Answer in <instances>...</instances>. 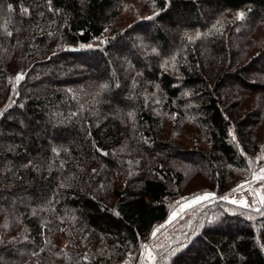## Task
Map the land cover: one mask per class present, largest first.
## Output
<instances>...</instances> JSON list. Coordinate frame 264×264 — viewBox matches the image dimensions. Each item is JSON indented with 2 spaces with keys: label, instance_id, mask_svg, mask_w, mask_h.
I'll use <instances>...</instances> for the list:
<instances>
[{
  "label": "trees",
  "instance_id": "trees-1",
  "mask_svg": "<svg viewBox=\"0 0 264 264\" xmlns=\"http://www.w3.org/2000/svg\"><path fill=\"white\" fill-rule=\"evenodd\" d=\"M262 167L264 0H0V264H264Z\"/></svg>",
  "mask_w": 264,
  "mask_h": 264
},
{
  "label": "rangeland",
  "instance_id": "rangeland-1",
  "mask_svg": "<svg viewBox=\"0 0 264 264\" xmlns=\"http://www.w3.org/2000/svg\"><path fill=\"white\" fill-rule=\"evenodd\" d=\"M262 169H264V167L259 169L255 173L252 180L248 181L247 183H244L242 187L240 186L233 191L222 194L220 197L222 199L227 197V199L225 200L231 202L236 201V203L238 204H241L240 202L244 201L247 203L248 207L259 208L262 205V200H264V171H262ZM204 194H209V198L206 200L196 201V197L203 196ZM217 197L218 196H216L215 193L209 191L183 201L175 210L171 212L168 219L162 224V227H165L167 229H164L162 235H160L156 239V243L162 241V239L169 232L170 229L176 230V228L181 224V222L188 216L191 208ZM174 213L175 216L173 215ZM159 227H157L156 230H158ZM146 259L148 264L152 263L153 254L151 248H147L146 250Z\"/></svg>",
  "mask_w": 264,
  "mask_h": 264
},
{
  "label": "snow or ice",
  "instance_id": "snow-or-ice-1",
  "mask_svg": "<svg viewBox=\"0 0 264 264\" xmlns=\"http://www.w3.org/2000/svg\"><path fill=\"white\" fill-rule=\"evenodd\" d=\"M25 11H27V9H25ZM20 78H21L20 76L17 77V79H20ZM262 171H264V169H262ZM208 198H209V194H204L203 196L196 197V201L206 200ZM224 199H227V197H225ZM196 201H193V202H196ZM232 202L236 203V201H232ZM240 203H241L242 206H246V207L248 206L247 203L244 202V201H241ZM262 203H264V200H262ZM256 210L259 211V209H256ZM173 215L175 216V213ZM153 236H155V232L153 233Z\"/></svg>",
  "mask_w": 264,
  "mask_h": 264
},
{
  "label": "water",
  "instance_id": "water-1",
  "mask_svg": "<svg viewBox=\"0 0 264 264\" xmlns=\"http://www.w3.org/2000/svg\"><path fill=\"white\" fill-rule=\"evenodd\" d=\"M69 50H71V51H72V50H75V49H74L73 47H69Z\"/></svg>",
  "mask_w": 264,
  "mask_h": 264
}]
</instances>
